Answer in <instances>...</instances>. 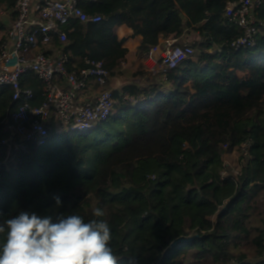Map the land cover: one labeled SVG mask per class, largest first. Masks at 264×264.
<instances>
[{
    "label": "trees",
    "instance_id": "obj_1",
    "mask_svg": "<svg viewBox=\"0 0 264 264\" xmlns=\"http://www.w3.org/2000/svg\"><path fill=\"white\" fill-rule=\"evenodd\" d=\"M238 1L84 4L102 20L66 28L69 71L102 61L109 83L127 82L112 90L115 111L98 128L52 133L12 159L2 141L17 104L12 89L0 87V221L32 210L87 222L100 207L105 215L97 219L111 227L119 264H264V6L255 45L238 49L244 29L225 15ZM15 4L0 0L8 9ZM121 25L142 36L141 57L171 38L196 52L157 74L126 70ZM23 85L34 93L32 105L41 106L45 85L33 73ZM243 145L250 152L240 174L223 177L224 154ZM180 238L189 240L171 247Z\"/></svg>",
    "mask_w": 264,
    "mask_h": 264
},
{
    "label": "built area",
    "instance_id": "obj_2",
    "mask_svg": "<svg viewBox=\"0 0 264 264\" xmlns=\"http://www.w3.org/2000/svg\"><path fill=\"white\" fill-rule=\"evenodd\" d=\"M98 1L15 0L13 8L0 9V20L5 23L4 32H0V87H10L17 104L13 124L6 126L7 137L2 141L8 145L10 159L16 152L28 151L30 143L41 147L52 133L92 131L114 113L117 101L107 88L109 72L103 62L93 61L88 68L70 72L64 51L66 28L71 29L72 21L97 24L102 20L100 15L90 16L83 9L84 4ZM263 6L264 0H239L226 7L227 18L245 32L234 44L238 49L255 45L262 24L257 10ZM195 52L189 44L178 45L177 39L164 40L149 52V57L157 58L152 73L175 69ZM28 73L45 85L46 98L41 106L32 105L34 93L23 85ZM92 81L101 89L99 96L80 102L78 93ZM242 150L244 155L250 152L247 145ZM222 176L230 175L226 171Z\"/></svg>",
    "mask_w": 264,
    "mask_h": 264
},
{
    "label": "clouds",
    "instance_id": "obj_3",
    "mask_svg": "<svg viewBox=\"0 0 264 264\" xmlns=\"http://www.w3.org/2000/svg\"><path fill=\"white\" fill-rule=\"evenodd\" d=\"M55 208L63 206L53 197ZM4 214L0 212V217ZM85 221L78 214H40L21 210L0 221V264H119L111 246L113 239L102 208Z\"/></svg>",
    "mask_w": 264,
    "mask_h": 264
},
{
    "label": "crops",
    "instance_id": "obj_4",
    "mask_svg": "<svg viewBox=\"0 0 264 264\" xmlns=\"http://www.w3.org/2000/svg\"><path fill=\"white\" fill-rule=\"evenodd\" d=\"M116 34L119 39L124 40V45L129 50V57L123 62V68L126 70H146L152 71L156 66V57H144L138 55V48L142 42V36L134 35V31L127 25L116 27ZM191 37V36H190ZM194 37V36H193ZM164 40L161 39L159 43ZM127 80L116 79L111 81L112 88H122ZM100 88L92 81L85 90L78 93V100L80 102H90L95 100L100 94Z\"/></svg>",
    "mask_w": 264,
    "mask_h": 264
},
{
    "label": "rangeland",
    "instance_id": "obj_5",
    "mask_svg": "<svg viewBox=\"0 0 264 264\" xmlns=\"http://www.w3.org/2000/svg\"><path fill=\"white\" fill-rule=\"evenodd\" d=\"M4 8L5 6L0 5V9H4ZM188 40L193 41V37H190ZM149 72H152V71H149ZM239 76L242 77L243 73H239ZM122 80L126 81L127 79L122 78ZM112 87L113 86H111V83H109V80H108L107 88L112 91L113 90ZM242 155H244L243 151H240L239 149H233L232 151H228L224 154L223 159L227 165L226 171L229 175L237 176L240 173L241 165L243 164ZM262 201H264V199Z\"/></svg>",
    "mask_w": 264,
    "mask_h": 264
},
{
    "label": "water",
    "instance_id": "obj_6",
    "mask_svg": "<svg viewBox=\"0 0 264 264\" xmlns=\"http://www.w3.org/2000/svg\"><path fill=\"white\" fill-rule=\"evenodd\" d=\"M188 240H189V239L180 238V239L174 241V242L171 244V247H172V246L174 247V246L177 245L179 242H186V241H188Z\"/></svg>",
    "mask_w": 264,
    "mask_h": 264
}]
</instances>
